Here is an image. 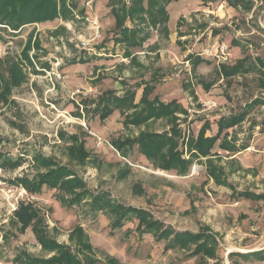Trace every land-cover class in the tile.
Wrapping results in <instances>:
<instances>
[{
  "label": "rangeland",
  "instance_id": "1",
  "mask_svg": "<svg viewBox=\"0 0 264 264\" xmlns=\"http://www.w3.org/2000/svg\"><path fill=\"white\" fill-rule=\"evenodd\" d=\"M26 1L10 2L1 15L10 17L11 12L14 15ZM114 1L119 7L123 3L130 6V0ZM247 1L250 2L244 3ZM232 2L177 0L167 4L169 38L161 29L154 30L145 23L138 24L137 19H128L127 27L142 29L140 37L151 32L142 47L131 48L137 55L136 62L125 58L126 42L114 41L120 35L108 8L109 0H56L59 15L54 20L27 24L17 31L1 24L0 59H15L27 79L13 88L9 104L0 109V153L13 159L21 157L24 161L16 170L0 169V264H15V258L26 251L38 258L55 255L53 251L41 249L31 232L32 226L22 233L23 224L14 215L18 205L24 202H33L40 209L51 238L69 245L74 252L68 235L76 225H83L92 235L95 247L114 255L121 264H233L232 252L248 254L264 249V201L239 199L229 188L216 185L208 179L206 167L200 161L195 160L189 173L181 177L176 171L155 169L148 160L142 163L137 146L126 160L110 145L96 149L97 137L111 144L117 139L137 137L143 130L169 131L165 121L150 122L139 128L125 127L119 110L106 121H101L100 112H95L106 91H114L112 97L116 98L136 91V102H139L143 86L138 84L152 82L156 91L151 98L157 93L162 100H178L191 110L189 116H180L184 139L197 135L199 128L193 124L202 119L214 123L221 117L249 112L244 122L229 132L232 139H237L238 147H249L240 155L222 151L224 158L217 164L225 169L226 178L236 188L235 193L246 190L264 193V75L261 74L264 73V0H244L238 6ZM95 17L102 38L91 41L90 48H82L80 43L91 40L96 32L92 22ZM30 41L28 60L23 54ZM222 45L228 46L227 61L220 50L217 56L207 54V49ZM189 55H200L208 63L199 65L193 72L192 61H187ZM79 59L86 64L70 65ZM243 60L244 69H250L248 73L230 79L220 76L221 63L233 65ZM208 83H213L209 89L204 87ZM89 87L98 91L97 96L82 98L77 91ZM255 100L259 101L251 108ZM209 102L216 106L208 109ZM199 110L200 113L196 112ZM73 133H79L86 140L88 150L102 158L90 157L85 165L76 163L69 154L70 146L80 144L71 139ZM179 149L185 158H190L186 145H180ZM216 150L219 151L218 147ZM37 156L52 163L47 168L41 167L42 173L55 170L56 176H63V168L73 170L79 181L86 184L88 196L84 201L69 208L60 202L55 190L44 188L41 195L33 196L23 187L12 185L11 181L17 177H34ZM117 159L124 165H132L134 174L128 182L121 183L115 177L118 169L109 163ZM141 180L147 196L156 193L147 207L155 218L178 232H197L203 226H210L219 233L216 258H189L190 250L166 253L164 243H157L152 236L138 239L133 222L112 237L109 236L110 216L101 220L91 217V193L102 190L110 191L125 204L144 206L146 197L130 196L135 182ZM153 181L158 182L156 192L149 185ZM174 187L180 189L174 191ZM179 197L183 198L181 205ZM235 259L238 264H264V260Z\"/></svg>",
  "mask_w": 264,
  "mask_h": 264
},
{
  "label": "trees",
  "instance_id": "2",
  "mask_svg": "<svg viewBox=\"0 0 264 264\" xmlns=\"http://www.w3.org/2000/svg\"><path fill=\"white\" fill-rule=\"evenodd\" d=\"M13 1L15 0H0V24H7L16 31L27 24L54 20L59 15L56 0H27V4L16 10L14 15L11 12V14L9 13L10 17L2 16L1 14L5 7L9 6L10 2ZM174 1L177 0H130V6L126 7L123 3V6L119 7L118 4H115L116 2L114 0H109L108 8L111 10L115 19V27L120 35V37L115 36L114 41L116 43L122 42L123 44L126 42L127 50L124 55L127 58H131L132 62H136V56L131 51V48L142 47L143 43L151 37V32L145 33V36L140 37L142 29H130L126 26L127 20L137 19L139 21L138 24L145 23L148 26H152L154 30H157L156 28L161 29L164 35L169 37L170 31L167 25L170 17L166 6ZM226 1L232 2L233 0ZM240 2H244V0H235L232 3L234 6H238ZM248 2L250 1L244 3ZM35 4L36 6H34ZM62 12L66 13V9H63ZM83 12L86 15L85 9ZM30 48L31 41L28 43L26 52L23 54V57L28 60V51ZM187 61H192L193 72L196 71L195 69L199 65L208 63L200 55H189ZM75 63L85 64L86 61L79 59L78 61H71L70 65ZM244 64V60L238 61L233 65L221 63L219 74L221 77L230 79L239 74L248 73L250 69H244ZM262 65L264 66V62ZM261 74L264 75V73ZM26 79L27 76L23 74L22 69L18 62L16 63L15 59L6 58L4 61L0 59V109L9 104L8 99L13 88L21 86ZM150 83L143 81V83L138 84L144 85L139 102H136V91H129L130 93L124 98L112 97L114 96V91H106L99 99L98 104H96L95 112H100L101 121H106L114 111L119 110L124 117L123 125L125 127L133 126L139 128L150 122L165 121L170 127L169 134H165L164 131L143 130L137 137H127L113 141L111 143L113 148L122 157L127 158L129 152L137 146L138 152L145 156L156 169L164 171L175 170L179 175H186L190 171L193 162L198 160L204 164L207 174L216 184L234 190L225 176L224 168L217 164V162L222 160V156L213 152V149L219 143L221 149L235 154L249 147L247 145L241 148L237 147V139H229V134L225 133L226 130L234 129L241 125L249 112L243 111L238 115H232L228 118L221 117L217 122L218 132L213 136H207V132L211 130L212 124L207 120L196 137L189 135L188 139H184L179 121L181 120L180 116L188 115L187 109L177 100L165 103L158 96L151 98L155 86ZM212 85L213 83H208L204 87L209 89ZM257 101L259 100L253 101L250 107L252 108L253 104ZM112 102L116 103L114 107L109 105ZM79 138V133H73L71 135V139L80 142V144L75 147L70 146L69 154L76 163L85 165L90 159L91 153L87 148L86 140L82 137L79 140ZM181 140L182 144L180 143ZM180 145L187 146L190 155L189 159L184 157L183 151H180ZM20 158L13 159L0 153V169L13 171L20 168L24 164V161ZM36 158L37 161L33 165L36 171L33 175L34 177L30 178L27 175L17 177L11 181L12 185L23 187L28 194L33 196L41 195L44 188L55 190L58 193V198H61L60 202L69 208L84 201L85 196H88L86 184L79 181L73 170L63 168L62 170L65 173L63 176H56L55 170L42 173L40 172V168H47L52 163L47 159H39V156ZM134 193L141 196L145 194V191L141 185L136 184L134 185ZM236 194L240 199L251 201L264 200V195L255 194L250 191H243ZM91 195L90 212H96L99 209L109 211L114 218L111 227L112 230L121 229L127 221L137 219L139 221L137 231L141 235L153 233L158 241H165V250H190L188 254L189 258L203 257L214 259L218 256V249L220 247L218 235L208 228L202 229L198 233L190 231L178 232L172 227L165 225L162 221L156 220L147 210L115 203L105 193L97 196L91 193ZM14 218L23 224V228H21L22 233L32 226L31 231L43 251L55 252V255L50 258H38L26 251L15 258L13 261L15 264L99 263V259L96 256L97 253L90 243L89 236L81 226H77L69 235L70 241L75 245V251L73 252L69 245L60 243L50 237L46 220L41 214L40 209L33 202L20 203L15 211ZM235 257H239L243 261L249 259L263 261L264 249L248 254L230 253L231 262L238 264V259L236 260ZM107 263L119 264L114 258H107Z\"/></svg>",
  "mask_w": 264,
  "mask_h": 264
},
{
  "label": "crops",
  "instance_id": "3",
  "mask_svg": "<svg viewBox=\"0 0 264 264\" xmlns=\"http://www.w3.org/2000/svg\"><path fill=\"white\" fill-rule=\"evenodd\" d=\"M94 19H96V17L94 18ZM170 19V18H169ZM97 20V19H96ZM169 22H170V20H169ZM169 22H168V28H169ZM171 29H169V31H170ZM171 36V32H170V34H169V37ZM168 37V38H169ZM148 41V40H147ZM146 41V42H147ZM174 42V41H173ZM173 44V43H172ZM102 45V44H101ZM100 45V46H101ZM160 52V54H161V51H158V53ZM110 56L112 57V58H115V56L113 55V54H110ZM135 56H137V55H135ZM125 58H127L126 56H125ZM129 59H131V58H129ZM131 62V61H130ZM86 64V63H85ZM152 83V82H151ZM139 84H141V83H139ZM143 88H144V85H143ZM143 90V89H142ZM154 91H156V88H155V90ZM156 96H158V94L156 93ZM159 97V96H158ZM160 98V97H159ZM170 98V97H169ZM161 99V98H160ZM162 100V99H161ZM174 100V99H173ZM162 101H164V100H162ZM172 101V99L171 100H168V101H164L165 103H169V102H171ZM178 101V100H177ZM182 104V103H181ZM187 111L188 112H190L191 110L190 109H187ZM196 112H198V113H200L201 111L199 110V111H196ZM188 116H189V114H188ZM187 117V116H186ZM181 118V117H180ZM207 121V119H202L200 122L198 121V122H195L194 124H193V126L194 125H197V127L199 128L198 129V133H199V131H200V129H201V127L205 124V122ZM208 121H210V120H208ZM180 122V125H181V127H182V120H180L179 121ZM211 122V121H210ZM217 122L218 121H216V122H211L212 124H211V130L210 131H208L207 132V136H213V135H215L217 132H218V124H217ZM217 129V130H216ZM230 130H232V129H229V130H226L225 131V133H228L229 134V132H230ZM215 132V133H214ZM198 133H197V135H198ZM224 133V134H225ZM196 135V136H197ZM195 136V135H194ZM195 136V137H196ZM224 136V135H223ZM188 137L189 136H187V139H188ZM232 137L230 136V134H229V139H231ZM90 140H92L91 138H89ZM237 145V144H236ZM87 147H88V145H87ZM216 147H218V149H219V151H217L216 150ZM238 147V146H237ZM103 148V147H102ZM97 149V148H96ZM101 149V148H100ZM99 149V150H100ZM115 150V149H114ZM90 151V153H91V157H93V158H99L100 156L95 152V151H91V150H89ZM116 152H117V154L120 156V153L117 151V150H115ZM222 151H224V152H226V153H228V154H232V155H236L237 153L240 155L241 153H242V151H239V152H236L235 154L234 153H229L228 151H225V150H223V149H221V147L219 146V143L215 146V148L213 149V152H215V153H218L219 155H221L222 156V159L224 158V156L221 154V152ZM188 153V152H187ZM187 155H189V153L187 154ZM190 156V155H189ZM129 157V156H128ZM128 157L127 158H124V157H122L121 159L122 160H126V159H128ZM185 157V156H184ZM100 158H102V157H100ZM188 159V158H187ZM139 160L142 162V163H144V161H146L147 160V158L145 157V156H143V155H141L140 154V157H139ZM94 161H97L96 159H94ZM222 161V160H221ZM220 162V161H219ZM218 162V163H219ZM110 164V166H114V167H117V171H116V179H117V181H119V182H128L129 180H130V178H131V176L134 174V171H133V168H132V165L130 166V165H124L123 163H122V161H120L119 159H117V160H115V161H113L112 163H109ZM123 167V168H122ZM156 169V168H155ZM96 170H98V168H96ZM225 170V169H224ZM159 171H162V172H171V171H164V170H160L159 169ZM175 171V170H174ZM177 172V171H176ZM189 173V172H188ZM187 173V174H188ZM178 174V173H177ZM186 174V175H187ZM206 174H207V171H206ZM179 175V174H178ZM186 175H179V176H181V177H183V176H186ZM207 176H208V179L209 180H211L212 182H214L215 184H216V182L212 179V178H210L209 177V175L207 174ZM228 180V179H227ZM212 182H211V184H212ZM229 182V181H228ZM230 183V182H229ZM136 184H139V185H141V187H142V189L145 191L146 190V186H145V184H143V181L141 180V181H139V182H135V184L134 185H136ZM231 184V183H230ZM149 185H150V187H151V189H152V191H154V192H156L157 191V189H158V182H155V181H153V182H150L149 183ZM216 185H218V184H216ZM232 185V184H231ZM218 186H222V185H218ZM233 186V185H232ZM222 187H226V186H222ZM226 188H228V187H226ZM233 188H234V186H233ZM177 189H180L179 187H177V188H175L174 187V191H177ZM230 189V188H229ZM230 190H232V189H230ZM234 190H236V188H234ZM234 190H232V192L234 193V194H236L235 192H234ZM246 191H250V192H252V193H255V194H262V195H264V193H256V192H253V191H251V190H246ZM243 192V191H242ZM108 194L109 195V198L113 201V202H115V203H119V204H123V205H126V206H132V207H136V208H140V209H144V210H147L148 212H150L151 214H152V216L155 218V216L153 215V213H152V211L150 210V209H148L147 207L149 206L150 207V205H149V202L151 201V199L153 198V196H155V194L156 193H153V195H150V196H147V194H146V191H145V194L144 195H136L135 193H134V186L131 188V190H130V196L131 197H146V199H144L145 200V205L144 206H135V205H133V204H125V203H123V202H121V201H119V200H117V199H115L113 196H112V194H111V192L110 191H108V190H102V191H99V192H97V193H94V195H102V194ZM187 195H189L190 194V192H187L186 193ZM237 195V194H236ZM179 199H180V205L182 204V197H179ZM240 199V198H239ZM244 200H246V199H244ZM247 201H251V200H247ZM261 201H264V200H261ZM252 202H255V201H252ZM258 202H260V201H258ZM192 205L194 206V203H192ZM91 211V210H90ZM188 211V210H187ZM90 215H91V217L92 218H100V220L102 219V218H106V215L107 216H110V223H109V229H110V232H109V236H114V234L117 232V231H120V230H122L125 226H126V224L127 223H130V222H133V223H135L136 224V227H135V234H136V236H137V238L138 239H143V238H145V236H152L153 238H154V240L157 242V243H160V242H163L164 243V252H166V253H168L169 251H172V250H165V245H166V242L165 241H158L157 239H156V236L153 234V233H145V234H143V235H141L138 231H137V227H138V225H139V221L137 220V219H133V220H130V221H127L125 224H124V227L123 228H121V229H118V230H112V222H113V220H114V218H113V216L109 213V211H107V210H102V209H99V210H97L96 212H90ZM156 220H159V221H162L165 225H167L166 224V222H164L163 220H161V219H158V218H155ZM77 226H81L83 229H84V231H85V233L89 236V239H90V243H91V245L93 246V248H94V250L96 251V253H97V259H99V263H97V264H100V263H104V264H108L107 263V258H114V259H116L118 262H119V264H121V262L119 261L120 259H118L117 257H115L114 255H108V254H106L105 252H102V251H100L99 249H97V247H95V245H94V241L92 240V235L90 234V233H88V231L85 229V227L83 226V225H76L72 230H70V232H69V235H70V233L77 227ZM168 226H170V227H172L174 230H176L173 226H171V225H168ZM206 228H208V229H210L212 232H214V233H216L217 235H218V238H219V241H220V235H219V233H217V232H215L210 226H203L199 231H201L202 229H206ZM177 231V230H176ZM184 231H190V230H184ZM199 231H197V232H194V231H190V232H193V233H198ZM32 232V231H31ZM90 234V235H89ZM128 234V233H127ZM68 235V236H69ZM69 239V238H68ZM65 244V243H64ZM75 246V245H74ZM41 249H42V247H41Z\"/></svg>",
  "mask_w": 264,
  "mask_h": 264
},
{
  "label": "built area",
  "instance_id": "4",
  "mask_svg": "<svg viewBox=\"0 0 264 264\" xmlns=\"http://www.w3.org/2000/svg\"><path fill=\"white\" fill-rule=\"evenodd\" d=\"M92 22L94 23V27H95L96 32L94 33V36L91 38V40H85V41H82L80 43L82 48H90L91 41L95 42V41L100 40L102 38L101 27L99 26L98 21L96 19H94V20H92ZM0 28H3V26L1 24H0ZM219 50L221 52V55L223 56V59L225 61H227L228 58H227L226 52L228 50V46H226V45H222L220 47H217L216 49H214V47L209 48V49H207L206 52L209 56H217V52ZM81 90L82 89L78 90L77 92L82 98H91V96H94V95L97 96V93H98V91L93 87H89L88 89H86L84 91H81ZM210 104H211V102L206 104L208 106V109H211L214 106H216L215 103H213L211 105ZM105 144L112 146L109 142L102 140L100 137H97V140H96V148L97 149L102 148ZM112 148H113V146H112ZM193 171H196V166L194 167Z\"/></svg>",
  "mask_w": 264,
  "mask_h": 264
},
{
  "label": "water",
  "instance_id": "5",
  "mask_svg": "<svg viewBox=\"0 0 264 264\" xmlns=\"http://www.w3.org/2000/svg\"><path fill=\"white\" fill-rule=\"evenodd\" d=\"M164 133H165V134H169V131H165Z\"/></svg>",
  "mask_w": 264,
  "mask_h": 264
}]
</instances>
